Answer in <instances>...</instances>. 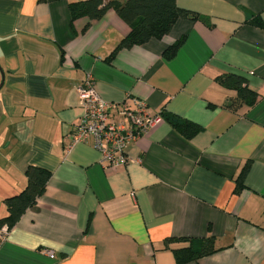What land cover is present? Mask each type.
I'll list each match as a JSON object with an SVG mask.
<instances>
[{"label":"crops","instance_id":"0c3cea01","mask_svg":"<svg viewBox=\"0 0 264 264\" xmlns=\"http://www.w3.org/2000/svg\"><path fill=\"white\" fill-rule=\"evenodd\" d=\"M72 1L0 0V217L28 166L50 171L0 240V264H177L172 249L185 244L164 239L210 235L218 250L185 264H264V31L246 22L264 21V0H176L205 21L178 18L113 57L128 24L112 8L72 19ZM88 73L103 99L134 97L202 130L186 139L160 118L117 167L91 140L68 149ZM225 73L246 77L253 106H225L235 94L216 81Z\"/></svg>","mask_w":264,"mask_h":264},{"label":"trees","instance_id":"16d2710c","mask_svg":"<svg viewBox=\"0 0 264 264\" xmlns=\"http://www.w3.org/2000/svg\"><path fill=\"white\" fill-rule=\"evenodd\" d=\"M68 7L72 19L87 17L90 20L100 18L108 9L112 8L128 24V33L117 44L110 57H113L121 48L143 44L150 38L162 37L170 31L178 18L191 17V19L205 21L204 17L198 13L179 7L176 0H76L69 2ZM246 22L264 31V21L260 14H249ZM206 24L211 26L209 22ZM183 40L184 38H181L167 47L164 50V56L173 57ZM216 81L223 87L235 91V94L225 104L229 109L235 110L243 105L251 107L258 100V94L249 87L247 79L243 75L225 73L216 77ZM158 114L186 139H191L202 130L198 123L191 120L165 111L158 112ZM249 166L250 162L248 161L236 177V192L244 187V178ZM25 176L27 179L25 187L3 200L7 213L0 217V227L6 225L10 229L25 210L37 202L46 189L50 171L31 165L27 167ZM172 241L185 244V246L172 249L177 264L196 261L218 250L214 245V237L211 235L205 237H168L164 239V246L167 247Z\"/></svg>","mask_w":264,"mask_h":264},{"label":"built area","instance_id":"2783aa9c","mask_svg":"<svg viewBox=\"0 0 264 264\" xmlns=\"http://www.w3.org/2000/svg\"><path fill=\"white\" fill-rule=\"evenodd\" d=\"M77 91L83 115L79 124L67 135L68 149L91 140L100 153L102 163L110 167L126 164L129 159L126 155L128 144L145 134L160 120V115L134 97L121 102L103 99L90 73L77 85ZM8 230L6 225L0 227V240L6 237ZM49 256L54 257L52 253Z\"/></svg>","mask_w":264,"mask_h":264}]
</instances>
